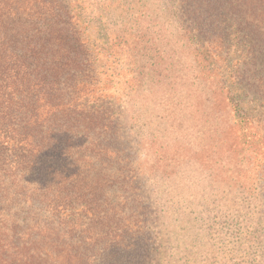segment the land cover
Returning a JSON list of instances; mask_svg holds the SVG:
<instances>
[{
	"label": "trees",
	"instance_id": "1",
	"mask_svg": "<svg viewBox=\"0 0 264 264\" xmlns=\"http://www.w3.org/2000/svg\"><path fill=\"white\" fill-rule=\"evenodd\" d=\"M174 1L210 55L234 39L243 58L210 109L228 120L200 212L146 166L139 109L108 90L109 44L75 0H0V264H264V136L244 107L264 103V0Z\"/></svg>",
	"mask_w": 264,
	"mask_h": 264
},
{
	"label": "rangeland",
	"instance_id": "2",
	"mask_svg": "<svg viewBox=\"0 0 264 264\" xmlns=\"http://www.w3.org/2000/svg\"><path fill=\"white\" fill-rule=\"evenodd\" d=\"M71 9L79 14L83 28L96 30L97 43L109 44L108 90L123 94L128 105L139 109L148 142L143 153L146 166L163 179L175 174L176 200L186 199L198 212L203 211V201L212 206L205 170L208 162L218 161L212 150L217 142L214 127L228 117L211 115L210 109L227 106L220 98L222 89L232 88L233 70L243 60L235 40L228 61L213 57L206 41L193 38L196 33L182 21L174 0H75ZM244 107L264 136V103ZM154 186L150 180L149 190ZM209 242L204 238V249H209Z\"/></svg>",
	"mask_w": 264,
	"mask_h": 264
}]
</instances>
